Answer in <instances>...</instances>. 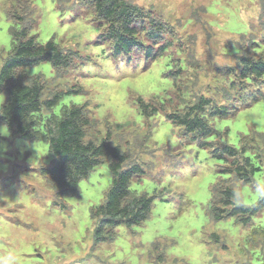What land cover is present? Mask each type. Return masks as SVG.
<instances>
[{
	"label": "rangeland",
	"instance_id": "obj_1",
	"mask_svg": "<svg viewBox=\"0 0 264 264\" xmlns=\"http://www.w3.org/2000/svg\"><path fill=\"white\" fill-rule=\"evenodd\" d=\"M124 1L167 25L170 46L159 57L145 61L134 51L112 58L111 44L100 43L102 30H94L91 10L79 0H0V66L13 43L9 30L21 27L39 43L52 40L75 53L64 70L48 62L23 70L25 82L42 81L40 101L67 92L34 116L36 126L43 129L64 108L83 106V142L98 143L110 132L108 142L127 155L121 169L137 164L143 172L128 188L154 197L149 214L139 226L107 231V239L94 244L97 219L89 213L104 200L109 160L78 182L76 196L55 199L40 173L54 162L42 136L24 141L0 124V264H264V206L245 226L233 218L213 222L209 214L213 186L230 187L234 202L247 207L264 198V79L245 85L237 77L240 56L264 59V0ZM252 94L256 102L243 104ZM138 97L161 103L163 111L141 116ZM199 97L210 101L204 115L212 106L228 113L206 118L212 134L204 141L234 148V157L216 150L223 162L211 158L202 140L165 120ZM242 156L258 168L248 183L222 174L232 161L243 166Z\"/></svg>",
	"mask_w": 264,
	"mask_h": 264
},
{
	"label": "trees",
	"instance_id": "obj_2",
	"mask_svg": "<svg viewBox=\"0 0 264 264\" xmlns=\"http://www.w3.org/2000/svg\"><path fill=\"white\" fill-rule=\"evenodd\" d=\"M79 1L91 10L96 22L94 30L96 32L102 30L98 35L100 43L111 44L112 58L127 56L135 51L140 53L145 61L152 60L170 46L165 40L167 25L153 16L150 11L124 0ZM15 19L22 20L19 16ZM7 20L10 21L8 18ZM9 35L12 36L13 43L0 66V93L4 97L0 103V124L8 133L15 134L24 141L35 140V134L42 136L43 139L40 140L47 145L48 153L54 157V162L48 169H41L40 173L47 176L55 194L52 197L55 199L76 196L78 182L95 166L102 164L103 158L109 160L107 169L110 174V184L104 192V200L96 208L92 207V212L90 210L89 213L90 218L97 219L92 233L94 244L105 241L107 231L118 227L139 226L146 220L154 197L145 194L137 196L128 187L131 179L141 176L143 172L137 164L121 169V165L127 160V155L121 152L119 147L108 142L110 133L108 130L98 143L83 142V129L88 123L83 106L62 109L58 117L51 115L49 121L43 124V129L37 125L39 128L35 131L37 126L34 116L39 114L42 108L50 110L55 106L58 98L67 95V92L55 93L50 98L40 101L43 91L42 81H39L38 76H34L25 82L23 70L42 62H48L55 70H64L72 65L75 53L62 52L52 40L39 43L35 35L27 34L25 27L9 30ZM142 38L147 42L146 44L142 42ZM237 67V77L245 85L253 84V80L264 79V59L242 55L238 58ZM249 98L251 102L245 103ZM255 99L252 94L250 97H245L242 103L251 104L256 102ZM136 103L140 115L147 118L163 111L161 103L159 106H153L144 103L140 97L136 99ZM209 106V99L199 97L195 103L185 107L182 113H168L164 118L170 125L182 130L183 134L194 135L202 140L200 145L207 148L211 158L222 161L220 155H215L216 150L232 158L236 154L234 148L220 145L217 149L204 141L212 134L206 118H224L228 114L225 108L212 106L208 115H204V110H208ZM114 125L116 128L122 126ZM242 158L243 166L234 165L232 161V170L222 174L231 173L236 181L248 183V175L255 174L258 168L248 157L242 156ZM245 169L248 171L245 172ZM218 187L220 186H213L210 189L212 197L209 202V214L213 222L233 218L235 224L245 226L264 206V198L259 199L253 207L237 204L234 202L233 190L230 187L223 189ZM215 200L217 205L213 203ZM59 206L63 207L61 204ZM210 238L214 239L216 244L217 235L210 234ZM157 245V242L152 243L151 251L157 248ZM221 249L224 250L223 246ZM151 251L148 252L149 257Z\"/></svg>",
	"mask_w": 264,
	"mask_h": 264
}]
</instances>
